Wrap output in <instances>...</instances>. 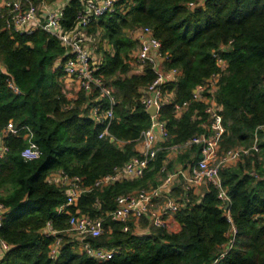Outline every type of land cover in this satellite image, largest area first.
<instances>
[{"label":"trees","instance_id":"16d2710c","mask_svg":"<svg viewBox=\"0 0 264 264\" xmlns=\"http://www.w3.org/2000/svg\"><path fill=\"white\" fill-rule=\"evenodd\" d=\"M83 3L67 0L65 30L74 26ZM142 27L161 42L165 69L180 71L176 82L162 87L172 94L158 115L167 138L142 177L95 188L99 178L139 156L135 146L151 126L141 100L155 74L150 66L135 73L131 65L137 49L131 33ZM86 33L98 74L115 98L109 136L102 138L105 124L97 123L91 110L98 106L104 115L109 100L97 90L67 97L64 74L55 68L58 59L68 57L66 48L44 31L10 33L0 21V130L10 121L27 127L40 150L38 159L27 161L20 156L22 133L0 141L7 147L0 157V204L6 209L0 238L9 246L0 264H264V130L257 133L258 151L219 170L228 201L207 181L188 188L182 178L172 184L168 194L179 204L173 215L177 231L155 228L146 217L127 223L107 217L117 196L156 187L166 174L163 167L170 172L177 163L185 169L200 158L199 145L181 146L205 132L206 104L194 100L193 91L220 72L215 55L225 62L214 91L225 128L218 153L252 144L255 130L264 126V0H117L115 11L93 20ZM177 105L183 108L178 116ZM173 147L179 153L172 162ZM57 170L91 187L70 212L104 219L102 234L86 241L95 249H118L110 260L84 254L68 231L69 216L56 212L66 199V188L48 180ZM48 222L55 235L46 234ZM232 225L236 234L227 250ZM56 238L59 254L52 257Z\"/></svg>","mask_w":264,"mask_h":264},{"label":"built area","instance_id":"2783aa9c","mask_svg":"<svg viewBox=\"0 0 264 264\" xmlns=\"http://www.w3.org/2000/svg\"><path fill=\"white\" fill-rule=\"evenodd\" d=\"M83 8L78 10L75 16V24L72 28L65 30L62 26L64 18V8L67 0H54L58 5L54 9H48L49 3L45 0H0V21H3V28L10 33L19 35H31L36 31H44L54 36L62 46L66 48V59H58L55 62V68L63 72L60 81L63 85V92L69 97L68 87L74 86L76 90L82 89L91 94L97 90L100 97H106L109 100L110 107L104 112L99 113V107L94 106L91 114L94 120L99 124H105L99 138L109 136L108 126L113 117L112 107L115 105V98L112 95V88L107 86L103 77L98 74V61L93 55L86 41L90 37L86 33L89 24L107 14L115 11L117 0H82ZM202 1V0H199ZM133 37L137 41V49L132 54V67L143 69L150 66L155 74L154 80L146 87L145 96L142 98V104L147 111L155 105L157 114L151 117V126L141 133L138 139L139 156L128 160L121 168L116 169L113 174L99 178L93 187H103L122 180H131L140 178L147 171L149 164L155 159L159 151V142L167 138L165 124L158 119L160 108L170 103L172 94L162 90L166 83L176 82L180 76V71L176 68L165 69L164 62L167 55L161 51V42L154 36L152 29L142 27L133 32ZM217 66L220 72L213 74L203 85L198 86L193 91L194 100L204 101L206 104L205 113L207 122L204 124L205 132L193 137L185 142L181 147L191 145L200 146V158L191 166L178 171L166 172L165 167L160 172H165V176L160 178L156 187L134 191L131 193L119 195L115 199V208L107 213L114 221L127 223L129 220L138 222L142 218H148L150 224L155 228H164L171 231L168 227L167 217L174 215L179 209V204L168 193L172 184L182 178L187 188L199 186L204 181L211 183L219 191L218 198L223 202L228 201L226 192L221 188L219 179V170L225 165L234 163L242 156L250 154L252 151H258V131L264 130V126H258L254 132L253 142L247 147H236L229 149L222 155L218 153V141L224 132V125L220 108L215 102L214 91L220 73L225 69L223 59L215 55ZM204 92H208V97H202ZM182 106H175L176 115L182 112ZM22 133L25 146L21 150L20 156L27 161H33L40 157V150L33 139L32 131L27 127L18 128L12 121L0 130V141L5 136L18 137ZM162 139V140H161ZM179 150V147H173ZM172 148V149H173ZM7 147L0 145V157L6 153ZM48 180L53 181L66 188V199L64 203L56 209L58 214H67L68 231L74 233L80 242V250L88 257L99 262L110 260L118 249L105 250L93 248L86 239L95 238L102 234L103 218H91L86 214L79 213L76 210L70 212L79 198L91 187L83 186L82 180L78 176H69L62 170L50 173ZM159 202L157 206L155 204ZM6 212L5 207L0 204V227L2 219ZM231 222L230 217H227ZM127 228L125 227L124 230ZM51 229L50 223H47L46 234L55 235ZM236 229L232 225L229 230L230 240L225 246L230 249L234 241ZM60 239L56 238L52 246L51 256H56ZM9 246L0 238V257ZM226 252L221 254L224 256Z\"/></svg>","mask_w":264,"mask_h":264},{"label":"crops","instance_id":"0c3cea01","mask_svg":"<svg viewBox=\"0 0 264 264\" xmlns=\"http://www.w3.org/2000/svg\"><path fill=\"white\" fill-rule=\"evenodd\" d=\"M56 6H58V5H56V4H54L53 2L52 3H49V6H48V9H54V8H56ZM133 72H135V73H141L142 71L140 70V69H136L135 67H133ZM68 92H69V97H72L74 94H75V92L77 91L76 90V87H74V86H69L68 87ZM162 140V139H161ZM161 142V141H160ZM136 150L139 152V149H140V147H139V144H138V142H137V144H136ZM172 149V148H171ZM171 152V151H170ZM170 154V153H169ZM169 156V155H168ZM160 179V178H159ZM158 179V180H159ZM173 186V185H172ZM171 186V187H172ZM170 190V189H169ZM159 204V202H157L156 204H155V206H157ZM167 222H168V227H169V229L171 230V231H177L178 230V226H177V224H176V222H175V220H174V218H173V216L172 215H170V216H168L167 217ZM137 231H143L142 229H140V228H137Z\"/></svg>","mask_w":264,"mask_h":264},{"label":"rangeland","instance_id":"374dc122","mask_svg":"<svg viewBox=\"0 0 264 264\" xmlns=\"http://www.w3.org/2000/svg\"><path fill=\"white\" fill-rule=\"evenodd\" d=\"M131 34H132V36H133V33H131ZM89 43H90L89 41H86V44H89ZM170 151H171V152H170V154H169V156H168V160L173 162V161L175 160L176 156L178 155L179 150L173 148V149H171ZM180 169H182L181 165L175 163V164L173 165V168L171 169V171H172V172H173V171H178V170H180ZM171 171H170V172H171ZM159 182H160V180H159ZM200 189H201V188H200Z\"/></svg>","mask_w":264,"mask_h":264},{"label":"water","instance_id":"95a60500","mask_svg":"<svg viewBox=\"0 0 264 264\" xmlns=\"http://www.w3.org/2000/svg\"><path fill=\"white\" fill-rule=\"evenodd\" d=\"M195 92V90H194ZM147 113L150 115V116H155L157 114V110H156V106L153 105L151 106L148 110H147ZM111 142L114 141V138H111L110 139ZM225 209H227V206L225 207ZM59 252L56 253V256H58Z\"/></svg>","mask_w":264,"mask_h":264}]
</instances>
